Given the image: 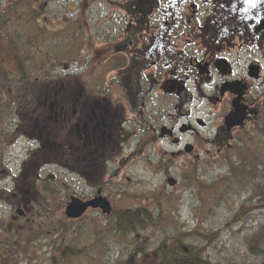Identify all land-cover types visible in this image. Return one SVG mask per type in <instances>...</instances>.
I'll return each instance as SVG.
<instances>
[{
    "label": "rangeland",
    "instance_id": "374dc122",
    "mask_svg": "<svg viewBox=\"0 0 264 264\" xmlns=\"http://www.w3.org/2000/svg\"><path fill=\"white\" fill-rule=\"evenodd\" d=\"M75 3V0H0V10L8 8L10 13L16 10L27 26L24 31L19 20H12L9 28L0 32V43L8 45L14 29L27 36L28 47L21 49V56L28 64L27 71L31 79L42 81L45 89L47 87L58 100L62 99L64 90L74 97L77 84H82L81 88L87 94L95 95L99 104L108 108L103 112L111 120L109 125L117 122L116 128L111 127L115 143L110 141L115 155L113 159L107 158L111 144L104 142L101 146L97 142L90 146L82 142L80 145L75 140L71 146H64L61 156L48 153L46 147L27 138L38 132L39 127L32 129L28 125L36 116H43L36 112H43L37 108L39 102L43 108V93L34 91V96L27 98L21 89L12 92L6 89L8 94L23 99L14 103L12 111L5 107L4 113H0V133L10 131L6 140L5 135H0V254L11 250L5 246L10 243L16 246L10 251L12 264H51L53 254L56 259L59 257L56 247L65 243L74 245L79 254L60 260L59 264H143L141 261L153 257L162 241L179 238L185 245L205 247V258L215 264L258 263V258L250 255L244 243L245 237L264 224V202H260L258 196L264 197V193L262 189L252 188L257 184L263 186L264 177L242 178L243 182L238 185L232 179L240 177L237 174L239 168L233 171L230 163L239 167L244 161H262L264 169V73L253 81L254 87L248 94V100L258 111L257 117L240 129L234 127L226 132L227 135L220 133L221 152L215 144L210 146L206 141L219 142V138L214 139V132L216 127L223 125L224 101L222 110L221 104H212L210 109H215L216 113L209 128L198 130V133L185 131L179 134L177 129L184 123L193 124L194 116L189 120L167 119L165 113L172 111V104L164 97L149 94V102L142 105L138 116L153 126L171 129L173 137L179 136L180 146L159 140L157 136L153 137L156 145L150 139L143 142L142 137L148 131L146 125L136 122L143 136L135 137L133 121L126 122L134 110V101L141 98V90L131 87L128 92L125 89L127 83L122 79V65L132 57L133 47L130 53L116 48L121 40L122 26L117 21L118 16L114 12L110 14L111 9L105 6L89 7L88 2L77 11ZM39 26L42 32H34ZM6 45L0 56L4 63L11 58L10 48L7 50ZM253 57L242 54L233 65L232 76L235 77L226 76L222 83L241 79L240 72L246 70ZM256 58L260 57L256 55ZM6 70L11 73L14 67L8 66ZM210 91L216 92V89ZM51 104L60 106L56 100ZM189 107L192 112H197ZM19 109L27 121L20 122L24 127L19 126L11 114L16 111L20 115ZM159 111L163 115L160 116ZM202 113L198 117H203ZM35 123L38 125L39 121ZM57 123L60 124L56 121L48 128ZM129 126L131 139L122 143L124 130L127 132ZM60 127L50 129L55 142L62 137ZM44 131L39 133L42 135ZM184 142L195 144V153L182 151L178 154ZM196 154L200 155L198 159ZM45 158L52 162L42 165ZM30 160L33 161L29 163ZM96 160L98 168L94 163ZM23 168L26 170L20 178ZM48 190L51 194L45 193ZM98 190L109 200L112 209H146L152 216V225L133 236H122L106 232L109 222L99 209L89 208L77 219L65 216V206L71 196L91 199ZM39 197L46 198L47 214L43 215L41 209L35 207L28 208L26 218L31 220L20 219L13 209L15 202L27 203L29 207V204H37ZM58 220L65 223L64 230L56 228L54 223ZM28 238L33 241L31 249L25 248Z\"/></svg>",
    "mask_w": 264,
    "mask_h": 264
},
{
    "label": "flooded vegetation",
    "instance_id": "af4514ba",
    "mask_svg": "<svg viewBox=\"0 0 264 264\" xmlns=\"http://www.w3.org/2000/svg\"><path fill=\"white\" fill-rule=\"evenodd\" d=\"M75 1L77 11H81L83 4L87 2L90 3L89 7L100 5L111 9L109 10L110 14L114 12L118 16V23L122 25L121 40L117 43L116 48L118 51L125 52L127 50V53H130L133 47L132 57L127 63L121 65L124 72L122 79H125L127 83L125 89L128 92L131 87L133 90H141L140 100L138 101V98L134 101L132 107L134 110L126 118V122L129 124L133 121L135 137L143 136V131L140 129L138 131L136 124L139 121V123L145 124L148 130L147 135L142 137L143 142L150 139L151 143L156 145L153 137L157 136L159 140L180 146L179 136L173 137L171 129H167L163 125L153 126V124L142 121L138 116L141 114L142 105L149 102V94L156 98L164 97L165 101L172 104V111L165 113L167 119H188L190 116H194L193 124L184 123L177 129L179 134L185 131L198 133V130L209 128L213 124L211 119H214L216 113L215 109H210L212 104H221L220 109L222 110L224 101L223 125L216 127L214 132L216 133L214 139L219 138V142H214L213 139L206 141L210 146L215 144L219 152L222 150L220 133L227 135L226 132L234 127L240 129L245 123L257 117L258 111L254 109L255 105L248 100V94L254 87L253 81L260 79L264 73V0ZM218 7H221L222 11L218 17H215L214 11ZM227 7H236L238 14L235 17L228 16L223 12ZM209 22L214 28L209 25ZM26 29L27 27L24 28V31ZM1 31L3 30L0 28ZM11 37V42H8L10 45L15 43L20 49L28 47L30 40L27 36H23L14 29ZM33 41L34 39H32ZM2 44L0 43V56L3 53L1 51ZM136 46L143 48L138 52ZM6 48L8 50V45ZM242 54L254 55V57L248 63L246 70L240 72L241 79L222 83V78L226 79V76L235 77L232 76L234 74L233 65L237 64ZM256 55L260 58L254 59ZM32 80L34 79L32 78ZM75 86L79 87V90H75L74 95L77 98L78 105L76 107H68L66 104V90H64L62 99L58 100L56 97L52 98L46 87V91L44 90L42 94L43 108H41L40 102L37 107L39 110L43 109V112L34 110L37 114L43 113L39 121L42 120L40 127L42 126L45 131L42 135L39 131L34 136L31 134L27 138L35 140L37 144H42L47 148L48 153H54V156L63 155L64 146H71L73 140L77 141V144L81 145L84 142L90 146L96 145L97 142H100L102 146L105 142L106 145L111 144L107 158L113 159L115 151L112 149V145L115 143V138L111 136V127L114 125L116 128L117 122L109 125L111 120L103 112L108 108L102 107L95 95L87 94V91L81 88L82 84ZM212 89H216V92L210 91ZM31 94L33 97L34 92L32 91ZM55 100L59 102L60 106L51 104ZM189 106H192V109H197V112H192ZM201 112H203V117H198ZM234 113L237 114L236 119L243 115L242 123L241 125L235 124L228 129L225 123L226 117ZM159 114L163 115L160 111ZM51 121H53L52 123L57 121L60 124L57 123L58 126L54 125L53 128L51 126L48 128ZM214 122H216V118ZM59 125H61L62 137L58 142H55V139L51 138L50 129L52 131L58 129L56 127ZM97 129H100L101 133H98ZM127 130V132L124 130L125 136L121 138L122 143L131 139L130 126ZM105 131L107 134L104 133ZM196 137L200 138L198 135ZM182 151L185 154L195 153V144L184 142L177 153L180 154ZM50 154L48 157L51 156ZM88 154L91 155L89 150ZM105 156H103L104 160ZM199 156L196 154L195 158L198 159ZM51 162V159H46V163ZM94 163L98 168L97 160ZM98 192L102 195L99 190L96 195ZM12 194L14 195V192ZM13 209L19 213L20 219L28 221L26 218L27 206L17 201ZM20 209L24 214L20 215Z\"/></svg>",
    "mask_w": 264,
    "mask_h": 264
},
{
    "label": "trees",
    "instance_id": "16d2710c",
    "mask_svg": "<svg viewBox=\"0 0 264 264\" xmlns=\"http://www.w3.org/2000/svg\"><path fill=\"white\" fill-rule=\"evenodd\" d=\"M6 10H2L0 13V28L1 30H6L9 28L11 25L12 20H19L21 26H26V24L23 22L22 17H20V14H18L15 11H12L11 13ZM40 27V28H39ZM38 28L35 27L34 32H42V27L39 26ZM8 48H10L11 51V58L9 62L4 63L2 60L0 62V113H4L3 108L8 107L9 109H13L14 103L17 102V100L23 99L22 97L16 95L14 96L12 93L8 94L6 92V89L10 90L11 92L14 91V89H21L22 91L26 92V96L32 97L31 92L35 91L37 94L38 92H41V94L45 90L44 83L42 81L38 82L34 80L32 82L31 76L27 71V65L26 60L23 56H21V49L16 46L15 43H12L11 45L8 43ZM1 51H4V44H2ZM8 66H13L14 71L11 73H8L6 70V67ZM75 90H79V87H74ZM59 89H57L58 91ZM46 91V90H45ZM52 98L56 97L58 98L55 94H51ZM43 97V96H42ZM73 96L67 95V100L66 104L68 107H76L77 101H76V96L73 97L71 101H69V98ZM69 102V103H68ZM20 115L15 111L12 114L13 120L15 122H20L23 121L26 123L27 121L24 119V113L21 112L19 109L18 111ZM1 113V114H2ZM18 120V121H17ZM39 117L36 116L35 121H30L31 124L28 126L32 129L37 128L36 130L39 132L41 130V122L42 120L39 121V124L36 125L35 122L38 123ZM33 122V123H32ZM52 125L54 123H51ZM19 126L24 127L25 125L22 123ZM58 126V124H57ZM53 128V126H51ZM10 131L7 132H2L0 135L3 134L5 135V140L6 138L9 137ZM29 134V133H28ZM31 135V134H29ZM28 135V136H29ZM35 141V140H34ZM38 141V140H37ZM40 147H44L42 144H39ZM264 149V148H263ZM46 159L45 158V163L42 165L46 164ZM33 160H30L29 163H31ZM44 162V161H43ZM234 163H230L231 168L233 171H235L236 168H239L237 171L238 176H235L233 180L234 183H237L238 185L243 182L242 178H258L264 177V169L263 166H261L263 163L261 162H249V161H244L241 163L239 167L233 166ZM241 169V170H240ZM26 169L23 168L20 178L23 176L24 171ZM249 179V178H248ZM260 187V188H259ZM253 190L257 189H262V192L264 193V185H254L252 186ZM45 192V191H43ZM13 193V192H11ZM45 193H50L51 191L48 190ZM255 193V192H254ZM261 197L260 202H264V197L261 195H258ZM45 197H39L38 198V203L37 204H29L28 208L34 209L37 208L38 210L41 209V212L43 215H46L47 213V206L45 202ZM23 205L27 206V203H24ZM32 206V207H31ZM51 207V206H50ZM52 208V207H51ZM108 225L106 232L108 233H115L118 235L122 236H133L134 233L145 230L147 227L152 225V216L151 214L146 210V209H139V210H116L113 209L110 213V215L106 216ZM25 220V219H23ZM22 220V221H23ZM30 221L31 219L28 218ZM27 221V220H25ZM27 223V222H26ZM57 229L64 230L65 228V223L61 220H58L56 223H54ZM13 239H14V235ZM20 236V235H19ZM22 237L20 236V239ZM12 239V240H13ZM19 239V238H17ZM33 241L28 238V240L25 241V248L28 249L32 247ZM245 246L250 253V255L254 256L255 258H258L259 262L258 263H246V264H264V224L259 225L254 231L247 237H245ZM6 248H10V251H13V249L16 247L14 244L8 243L5 245ZM17 246H21L20 243H17ZM59 251V257H57L53 254L50 263L51 264H59L60 260H65L68 257L76 256L79 254V251L75 249L74 245H65V243H60L55 251ZM8 250H5L4 253L0 254V264H12L11 262V252ZM19 251V249H18ZM54 251V252H55ZM204 251L205 247L200 248L198 246H190V245H185L183 241H181L179 238H172L170 242H167L166 240L162 241L155 249L154 256L151 257L150 259L144 258L141 262L143 264H215L210 262L208 259L205 258L204 256ZM22 251H20L21 254ZM11 255V256H10Z\"/></svg>",
    "mask_w": 264,
    "mask_h": 264
},
{
    "label": "water",
    "instance_id": "95a60500",
    "mask_svg": "<svg viewBox=\"0 0 264 264\" xmlns=\"http://www.w3.org/2000/svg\"><path fill=\"white\" fill-rule=\"evenodd\" d=\"M221 11V7L215 9L214 16H219ZM223 12L228 16L235 17L238 14V9L236 7H227L226 11L223 10ZM236 115L237 114L234 113L226 117L225 123L228 129L235 124L241 125L243 115L239 119H236ZM88 208L100 209L105 215H109L111 212V204L109 200L106 197L101 196V194L98 192L96 196L89 200H81L78 197L71 196L70 201L65 206L64 214L69 219H77L80 218ZM20 214H22V212H20Z\"/></svg>",
    "mask_w": 264,
    "mask_h": 264
}]
</instances>
